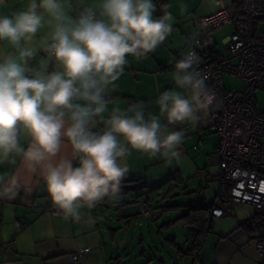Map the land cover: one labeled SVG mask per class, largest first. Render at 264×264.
I'll use <instances>...</instances> for the list:
<instances>
[{
    "label": "clouds",
    "instance_id": "9594fccd",
    "mask_svg": "<svg viewBox=\"0 0 264 264\" xmlns=\"http://www.w3.org/2000/svg\"><path fill=\"white\" fill-rule=\"evenodd\" d=\"M99 9L85 7L73 17L65 0H33L27 10L0 16V41L18 53L0 58V160L22 155L65 219L79 220L80 207L119 190L128 171L120 163L128 148L119 137L131 149L178 159L183 133L162 129L195 122L215 101L196 69L195 51H188L175 63V88L156 100L167 124L155 115L146 120L142 102L126 112L113 109L105 120V90L122 74L126 56L154 51L171 34L173 17L165 12L154 19L153 0H102ZM45 26L40 47L63 70L26 75L36 54L29 45ZM97 119L105 125L102 133L92 130ZM21 134L30 137L26 148ZM65 144L70 154L61 155Z\"/></svg>",
    "mask_w": 264,
    "mask_h": 264
},
{
    "label": "crops",
    "instance_id": "0c3cea01",
    "mask_svg": "<svg viewBox=\"0 0 264 264\" xmlns=\"http://www.w3.org/2000/svg\"><path fill=\"white\" fill-rule=\"evenodd\" d=\"M32 2L33 0H5V3L0 4V16H11L15 12L27 10ZM35 2L38 4L39 0ZM101 2L102 0H65L69 14L73 17L80 5L92 7L98 13ZM153 3V18L156 19L168 12L167 8L172 0H153ZM198 4L194 19L196 33L197 20L218 10L219 0H199ZM37 10L42 12V9ZM48 32L47 26L40 29L29 45L36 48V54L27 61V67L31 71L50 73L63 70L55 58L48 57L40 47L41 39ZM192 38L191 34L186 36L187 52L190 51L189 41ZM5 55L18 56V53L7 41H0V58ZM180 59L179 48L166 44V40L146 55L126 56L127 63L122 74L105 90L107 107L103 113L104 119L112 115L113 109L126 112L130 105L139 102L143 103L146 120L154 115L159 116L156 100L162 92L175 87L172 73L175 71V63ZM104 130L103 121L97 119L94 131L102 133ZM118 139L128 148V153L120 161L128 171L119 186L134 183L133 186L139 185L143 179H137V173L141 167L152 164L150 155L131 149L122 137ZM19 140L21 146L26 148L30 137L21 134ZM216 144L217 140L214 143L213 159L218 166ZM70 151V145L65 144L61 155H68ZM137 180H141L140 183H136ZM215 183L218 188L217 178ZM216 187L208 199L202 200L205 203L198 205L209 204L217 191ZM137 203L140 217L152 220L160 218L144 217L141 214L140 205H149L143 196ZM189 206H184L183 210L186 212ZM244 206L248 205L240 206L234 219L212 218L210 230L206 232L199 252L183 256L190 257L191 264H264V256H259L254 246L255 240L264 238V213L258 212L252 206H248L251 210H247ZM78 211L79 220L65 219L62 211L53 204L41 174L30 171L22 155L13 153L7 160H0V264H112L116 255L107 248L106 229L100 224L98 210L84 204ZM181 221L191 227L187 221ZM15 222L22 225V228L16 227ZM111 242H114L113 236ZM6 247H9V252L5 251ZM79 247H90L91 252L74 263L72 255ZM184 264L188 263L184 261Z\"/></svg>",
    "mask_w": 264,
    "mask_h": 264
},
{
    "label": "built area",
    "instance_id": "2783aa9c",
    "mask_svg": "<svg viewBox=\"0 0 264 264\" xmlns=\"http://www.w3.org/2000/svg\"><path fill=\"white\" fill-rule=\"evenodd\" d=\"M85 7L89 6H78L74 17ZM197 21L198 32L189 47L198 57L197 71L215 96L206 117V127L217 136L218 190L209 205L210 214L212 218L234 217L242 205L264 211V111L257 109L255 99L256 92L264 90V0H219L217 11ZM229 23L233 30L219 52L211 32ZM225 77L242 81L244 86L227 90ZM140 207L144 217L161 215H152L145 203ZM188 246L185 242L183 248ZM254 246L264 256V238L255 240ZM90 252V247H79L73 262Z\"/></svg>",
    "mask_w": 264,
    "mask_h": 264
},
{
    "label": "rangeland",
    "instance_id": "374dc122",
    "mask_svg": "<svg viewBox=\"0 0 264 264\" xmlns=\"http://www.w3.org/2000/svg\"><path fill=\"white\" fill-rule=\"evenodd\" d=\"M198 2L199 0H172L167 8L178 21L175 18L171 21L173 30L166 38V44L179 48L180 58L187 53L186 36L197 35L194 19L197 14L195 9L199 8ZM232 30L233 25L229 23L211 32V38L219 52L223 50V40ZM224 85L227 90L236 91L244 83L225 77ZM255 99L257 109L264 111V90L256 92ZM207 115L208 111L202 113L195 122L168 125L166 130L162 129L183 133L179 158L148 154L152 164L141 167L136 177L143 179L142 183L136 186H133L135 183L119 186L117 192L109 194L106 203L96 207L100 224L106 229L107 248L116 255L112 264H116L117 260L118 264H184V261L191 264V258L183 256V245L191 240L192 230L178 218L185 213L184 206L202 203L204 198L208 199L214 193L216 187L218 166L213 156L217 136L206 127ZM159 117L162 125L167 124L164 116ZM139 195L143 196L152 210L155 206L160 208L166 205L180 208L164 212L158 220L144 219L138 214ZM244 207L251 210L248 206ZM230 218L234 219L225 217ZM112 236L114 242H111Z\"/></svg>",
    "mask_w": 264,
    "mask_h": 264
},
{
    "label": "trees",
    "instance_id": "16d2710c",
    "mask_svg": "<svg viewBox=\"0 0 264 264\" xmlns=\"http://www.w3.org/2000/svg\"><path fill=\"white\" fill-rule=\"evenodd\" d=\"M93 131H94V129H93ZM217 177H218V175H217ZM140 181L141 180H137V182H140ZM217 183H218V180H217ZM217 190H218V188H217ZM141 196H139V197H141ZM108 199H109V196L105 197L103 200L97 201L95 203V206L90 207V208H95L101 204H104L108 201ZM211 203H212V200L209 204H207L205 206H202V205L189 206L188 210L178 218L180 220L187 221V223L191 226L190 228L192 230L191 241H188L189 246L187 248H185L184 254H196L197 252H199V250L203 244L205 234H206V232H208L210 230V227H211L212 216L210 214V208H209V205ZM160 208L157 207V208L153 209L154 210L153 211L152 208L150 207V209L152 211V215H155L156 213L160 212L161 215L159 217H162L164 212H168L171 210H177L178 208H180V206L166 205V206L160 207ZM260 213H264V211H261ZM170 222H173V221H170Z\"/></svg>",
    "mask_w": 264,
    "mask_h": 264
}]
</instances>
